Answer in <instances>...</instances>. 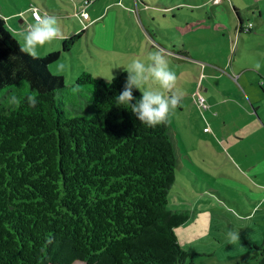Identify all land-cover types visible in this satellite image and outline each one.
<instances>
[{
	"label": "trees",
	"instance_id": "trees-1",
	"mask_svg": "<svg viewBox=\"0 0 264 264\" xmlns=\"http://www.w3.org/2000/svg\"><path fill=\"white\" fill-rule=\"evenodd\" d=\"M22 46L0 15V264H195L175 231L191 212L168 206L171 118L151 128L116 106L125 70L110 81L83 71L71 88L89 85L93 108L71 115L57 97L64 76L48 67L62 50L33 59Z\"/></svg>",
	"mask_w": 264,
	"mask_h": 264
},
{
	"label": "rangeland",
	"instance_id": "rangeland-1",
	"mask_svg": "<svg viewBox=\"0 0 264 264\" xmlns=\"http://www.w3.org/2000/svg\"><path fill=\"white\" fill-rule=\"evenodd\" d=\"M171 1L0 0V9L10 14L31 3V9L38 10L39 14L57 16L64 36L81 31L70 50H63V39L38 48L39 55L62 50L60 58L48 67L52 73L64 76L67 87L59 90L57 97L63 100L64 108L71 115L90 113L93 108L89 85L71 88L83 71L110 81L133 59L147 63L151 52L163 49L170 68L178 76V88L183 92L170 126L178 161L168 206L187 208L191 216L175 228L178 240L192 253L195 264H264V182H258L260 177L254 170H264V151L252 158L256 159L253 169L237 159L232 163L226 157L227 147L232 142L229 137L234 135L237 142L246 145L255 139V128L236 126L246 121L243 105H233L225 119L221 113L219 119H214V110L220 107L212 109L202 90L207 79L205 70L217 64L226 66L222 68L236 78L234 95L250 109L253 107L249 97L255 100L257 112H252L264 127V0H217L218 4L208 3L195 9L183 6L174 8L166 18L165 13L169 11L164 6ZM88 2L100 13L93 21H88L89 16H86ZM109 2L112 5L107 7ZM35 4L40 8L33 6ZM75 4L84 6L77 10ZM82 10L85 11L83 17L80 16ZM174 12L186 21L173 17ZM7 18V27L23 45L27 26L34 23L33 13ZM250 21L252 26L248 25ZM185 50L187 53H180ZM220 81L222 86L225 81ZM229 84L222 90H232ZM197 89L209 104L207 109L199 105ZM3 94L4 89H0V98ZM212 122L214 127H220L217 135L211 129ZM180 134L191 157L208 169L212 177L201 173L192 178L187 167L182 169ZM204 153L209 156L205 157ZM215 157L220 163L212 161ZM186 159L182 156L184 163ZM229 231L239 233L240 239L230 243ZM73 264L86 263L78 260Z\"/></svg>",
	"mask_w": 264,
	"mask_h": 264
},
{
	"label": "clouds",
	"instance_id": "clouds-1",
	"mask_svg": "<svg viewBox=\"0 0 264 264\" xmlns=\"http://www.w3.org/2000/svg\"><path fill=\"white\" fill-rule=\"evenodd\" d=\"M33 19L34 23L27 26L21 51L33 59H39L38 48L63 39L64 32L55 15L35 13ZM147 59V63L133 59L124 68L128 75L114 101L117 107L130 109L141 124L154 128L170 122L181 103L183 92L178 88V76L170 68L163 49L151 52ZM256 67L259 69V64ZM134 90H139L141 97L134 96ZM26 102L33 108L39 104L35 94L29 95ZM10 103L19 106L22 101L13 94ZM227 236L230 243L240 239L235 231H229Z\"/></svg>",
	"mask_w": 264,
	"mask_h": 264
},
{
	"label": "crops",
	"instance_id": "crops-1",
	"mask_svg": "<svg viewBox=\"0 0 264 264\" xmlns=\"http://www.w3.org/2000/svg\"><path fill=\"white\" fill-rule=\"evenodd\" d=\"M216 1L217 0H211V1H209V0H201V1L172 0L169 4H165V2H164V4H165L164 8L168 9V11H169L168 13H165V17L166 18L170 17L169 14L172 12V10L174 8H180L183 6L190 7L193 9L202 8L205 4H208V3L218 4L219 2H216ZM118 2H119V0H118ZM146 4L149 5L148 3H146ZM110 5H112V4H110V2L106 4L107 7H109ZM33 6H37V4H35ZM83 6H84V4L83 5L75 4V9L79 10ZM31 7H32V5L30 3L29 6L26 5L21 10L16 11V12H12L10 14L9 13L5 14L0 9V15H2L7 22V20L9 19L7 17L10 15L11 16L15 15V14L22 15L23 13L32 12ZM95 7L96 6L91 5V2L87 3L86 10L88 11V16H89L88 21H93L94 19L99 17L100 13H96ZM123 7L126 8V6H123ZM38 8H40V7H38ZM191 13H193V12H191ZM172 16L177 17L180 20L183 19L186 21V18L182 17L180 14L178 16V12H174ZM190 17L194 18V15H191ZM152 18L155 19V17H153V16H152ZM191 18H189V19H191ZM21 21L23 22L24 20L21 18ZM185 24H186V22H185ZM17 30H19V29H17ZM183 49H184V46H183ZM180 53H187V51L186 52H180ZM219 65L220 66H218V64L212 65L210 67H208L207 65L205 66V67H208L207 68L208 70H205V72H204L205 73L204 78H207V79H206L204 86L202 85V90L205 91V93H206L205 96L208 99L212 109L214 108V106L220 107V110H214L215 111L213 113L214 119H219L220 113L222 114L223 119H225L227 117V115H229L230 109L233 107V105H235V106L239 105V107H241L242 105L244 106V108H245L244 116H245L246 121L243 125H236V126L240 127L241 129H243L245 127L253 126L255 128V131H253L255 139L252 142H248L246 145H244L241 141L237 142V140L234 139V135L230 136L229 138L231 139L232 142L227 147V149H228L227 151L229 153L226 154V157L228 156V159L234 164H235V159H237L240 161L239 163L244 162L245 165H248V167H251V169H253L252 166H253V163L256 159H252V158L258 156L259 154H261L262 151H264V143H263L264 142V127H263L262 123L258 120V118L255 117L254 113L252 112V111L257 112L255 100L249 97L250 103H251L253 108L250 109L249 107H246L245 103L241 102V100H239V98H237L234 95V90L236 88L235 87V79L236 78H234L232 73L226 72L224 70V68H222V67L226 68V66H224V65L221 66V64H219ZM240 76H242V75H240ZM204 78H203V80H204ZM221 79L225 81V83L222 86H220L222 84V82L220 81ZM229 83H231V84H229ZM228 84H229V87H232V90H230L229 88L222 90V88ZM195 86L198 87V84H196ZM198 91H200V90H198ZM200 93H201V91H200ZM238 116L240 117V113ZM171 119L172 120L174 119L173 115L171 116ZM211 124H210L211 129L217 135L216 131L219 132L218 130L220 129V127H214L213 125L215 123H213V122ZM224 124H226V123H224ZM233 131L236 132L235 129H233ZM253 132L251 133L252 135H253ZM205 134H207V133H205ZM207 135L209 136V134H207ZM211 136L214 138L213 135H211ZM179 141H180L181 154H183L182 155L183 158H187L185 163H184V161L182 160V156H180V159L182 162V166H181L182 169H185L187 167L189 169V174L192 178L193 177H199V175L201 173L203 174V176L212 177L208 169H206L204 166H201L199 163H197V161L195 159H193L191 157V155L189 154L188 149H187V147H186V145H185V143L181 137V134L179 136ZM207 144H210V143H207ZM214 151L218 152V151H216V149H214ZM203 155H205V157L209 156L206 153H204ZM261 160L262 159L260 158L259 162H262ZM212 161L215 163H220V160L217 159L216 157L213 158ZM206 162L210 163V161H208V160H206ZM254 170L257 171V173L255 175H259L258 177H260L258 182L259 183L264 182V170L262 172L259 171L258 168H255ZM213 178H215V177L213 176ZM222 178L229 179L228 177H222ZM247 211H248L247 213L249 214L250 211L248 209H247Z\"/></svg>",
	"mask_w": 264,
	"mask_h": 264
},
{
	"label": "built area",
	"instance_id": "built-area-1",
	"mask_svg": "<svg viewBox=\"0 0 264 264\" xmlns=\"http://www.w3.org/2000/svg\"><path fill=\"white\" fill-rule=\"evenodd\" d=\"M86 5H87V3H86ZM82 12H83V13L80 14L81 17L85 16V15H84L85 11L82 10ZM32 13H33V16H34L35 13H39V12H38V10L33 9V10H32ZM86 16H88V13H87ZM248 25H249V26H252L253 23H252V22H248ZM197 100H198V103H199V105L201 106L202 109H207V108H208L209 104L206 102L204 96H203L201 93H198Z\"/></svg>",
	"mask_w": 264,
	"mask_h": 264
}]
</instances>
